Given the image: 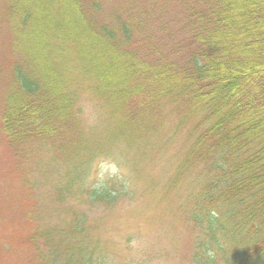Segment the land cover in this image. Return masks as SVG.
Here are the masks:
<instances>
[{
    "label": "trees",
    "instance_id": "1",
    "mask_svg": "<svg viewBox=\"0 0 264 264\" xmlns=\"http://www.w3.org/2000/svg\"><path fill=\"white\" fill-rule=\"evenodd\" d=\"M0 63L3 141L46 153L41 177L56 179L41 208L18 200L28 264H161L135 232L116 263L86 212L134 200L125 175L91 180L105 146L150 140L175 150L158 203L185 230L183 257L264 264V0H0ZM81 94L108 129L93 131L97 157ZM82 196L86 211L70 206Z\"/></svg>",
    "mask_w": 264,
    "mask_h": 264
},
{
    "label": "rangeland",
    "instance_id": "2",
    "mask_svg": "<svg viewBox=\"0 0 264 264\" xmlns=\"http://www.w3.org/2000/svg\"><path fill=\"white\" fill-rule=\"evenodd\" d=\"M78 104L82 109L81 120L87 133V145L92 147L91 154L97 157L102 153L97 145L99 136L93 131L96 128L103 134V131L105 133L108 129L96 119L99 111L94 109V103L89 98L81 94ZM88 129L91 132L88 133ZM105 147H111L113 154L107 158L98 157L91 180L94 175L97 180L117 174L125 175L129 179V188L133 192L134 200L131 203L119 202L107 213L102 211L100 204L95 209L86 211L84 196L81 200L70 199V206L74 204L80 211L87 212L89 220L97 228L95 235L104 246L107 245L110 251L116 254V263H122L130 256V252L127 254V251H122L123 238L125 234L135 232L138 240L134 244H149L152 254L161 255V264H190L183 257L182 251L175 247L178 240L182 241L184 228L179 221H171V213L163 212L158 203L159 189L175 170V150L155 146L153 140L140 148L128 149L122 142ZM23 155L25 157L22 159L12 154L0 133V264H28L27 252L19 242L22 237L25 238L24 227H21V220L17 218L19 197L33 192V198L41 208L43 203L54 196L55 175L47 182H43L41 177V159L47 158L46 153L37 155L31 151L28 154L22 152ZM37 165L41 166V170ZM25 180L29 182L26 188ZM85 181V185L88 184L90 176ZM31 205H34V202ZM57 216L56 212H49V222L56 223ZM62 217L67 222L71 219L70 214Z\"/></svg>",
    "mask_w": 264,
    "mask_h": 264
}]
</instances>
